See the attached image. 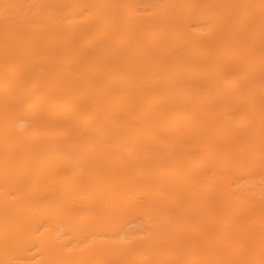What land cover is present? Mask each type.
Listing matches in <instances>:
<instances>
[{
    "label": "bare ground",
    "instance_id": "6f19581e",
    "mask_svg": "<svg viewBox=\"0 0 264 264\" xmlns=\"http://www.w3.org/2000/svg\"><path fill=\"white\" fill-rule=\"evenodd\" d=\"M0 264H264V0H0Z\"/></svg>",
    "mask_w": 264,
    "mask_h": 264
}]
</instances>
